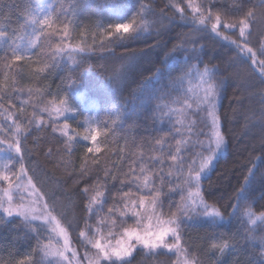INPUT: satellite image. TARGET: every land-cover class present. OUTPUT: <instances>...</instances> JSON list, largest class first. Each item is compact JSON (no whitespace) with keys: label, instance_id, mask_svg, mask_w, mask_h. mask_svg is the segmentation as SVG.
Here are the masks:
<instances>
[{"label":"trees","instance_id":"16d2710c","mask_svg":"<svg viewBox=\"0 0 264 264\" xmlns=\"http://www.w3.org/2000/svg\"><path fill=\"white\" fill-rule=\"evenodd\" d=\"M38 1L0 0V32L5 34L0 40V149L8 151L11 168L18 172L19 158L10 145L13 139L20 141L27 174L56 218L49 224L34 222L40 243L48 239L52 228L64 229L67 261L79 264L71 248L80 253L88 248L81 238L83 231L100 225L119 232L135 225L137 218L130 213L121 216L124 205L135 201L138 208L140 198L152 202L157 191V209L173 217V205L181 203V195L186 194L179 189L194 154V140L207 137L210 127L200 108L190 107V118L173 117V94L178 92L173 83L192 66L207 65L214 72L218 68L217 78L224 80L218 117L226 150L202 178L201 192L226 220L214 223L198 217L183 224L181 246L194 264H260L264 222L251 225L239 212L234 214V209L244 199L243 205L264 212V152L260 150L264 78L258 66L210 27L219 14L218 31L242 41L238 27L225 25L253 11L257 18L248 30L252 33L249 47L264 59L259 55L264 44V20L260 18L264 0H201V12L206 17L208 10L212 12L207 27L193 23L192 17L198 14L189 0H53L50 26L43 29L32 54L17 61L9 38L24 34ZM133 16L138 24H147L148 31L129 41L107 34L109 25L128 22ZM194 39L198 40L195 46ZM74 90L82 93V102L76 116L66 122L82 129L87 109L95 110L91 103L96 105L98 153H88L86 142L69 141L59 131L60 122L47 113L50 102L60 96L76 102ZM158 140L164 141L163 147ZM177 140L181 141L180 154L174 151ZM171 155H178L177 162L173 163ZM161 156L163 184L157 179L161 171L156 158ZM181 159L187 163L181 164ZM250 173L256 179L246 184V179L252 180ZM146 176L150 178L147 187ZM23 180L15 176L10 182L0 179V199L11 194L17 203L20 192L16 186ZM241 188L246 192L237 198ZM90 201H94L91 212L87 210ZM223 243L235 249L221 255L213 245ZM79 256L87 264L83 253ZM130 259L132 264H179L175 253L163 249L153 253L137 247ZM41 263L36 233L21 217L9 218L0 211V264Z\"/></svg>","mask_w":264,"mask_h":264},{"label":"snow or ice","instance_id":"6c2138e0","mask_svg":"<svg viewBox=\"0 0 264 264\" xmlns=\"http://www.w3.org/2000/svg\"><path fill=\"white\" fill-rule=\"evenodd\" d=\"M211 2V0H209ZM191 7V5H189ZM143 7V6H142ZM207 10V9H206ZM243 11V9H239ZM198 15L192 17L193 23L198 24L204 27H207L206 20H211L212 12L208 10L207 17L201 12L199 7L193 9ZM180 12L183 14V9H180ZM50 15L43 16L39 20L32 21L33 24L40 25V34L43 35V29L45 27L50 26ZM187 19V17H184ZM256 14L249 10L244 12L243 19H239L234 23H230L225 25V27L230 29H236L238 27L239 36L242 38V41L231 40L228 36L223 35L218 31L221 26V18L220 15H215L214 22L211 23L210 31L215 33L216 35L222 36V38L226 41H229L231 44L235 45L238 50V53L241 55L246 56L250 61L251 64L254 66L259 67V71L261 73L262 78H264V59H259L255 51H253L252 47H249L250 41L248 40V36H251L252 33L249 30L251 26V22L256 20ZM264 20V5H261V17ZM59 19V17H57ZM68 21L65 20V25H67ZM97 27H103L102 25H97ZM149 26L144 23H137L136 17L133 16L132 19L125 23H115L109 25V31L107 34L112 36L116 34L117 40H132L138 38V34H143L144 32L148 31ZM34 32L37 29H33ZM65 34H67V28L65 27ZM5 34L0 32V37H3ZM15 36V33L13 34ZM11 43L15 46L12 52V56L15 60L23 59L24 55L30 54V50L36 47V42L39 40V35L36 37V40L28 41L27 48L21 50L20 45L17 44L16 39H21L17 37L16 39L9 38ZM198 43V40L194 39L192 41L193 46ZM195 50V47H193ZM82 51V50H81ZM259 55L264 57V44H261L259 48ZM219 69L217 68L215 72L210 71L207 65L204 66V70L202 73L201 78L207 77L204 79V83L207 84V87L204 89V95L202 97V103L205 104V111L212 116V125L215 126L217 124V117L215 116V108L218 101V97L220 94V90L223 88L224 80L222 78H217V73ZM67 103L66 101L64 102ZM67 108L64 109H57V112H66ZM261 124L264 126V111L261 112ZM31 123V121H29ZM65 128L68 127L67 124L64 125ZM55 131V129H53ZM179 132V129H177ZM19 133V129H18ZM99 135L98 130L94 132L90 137L85 136L83 137L84 140L89 141L92 145H95L97 142V137ZM214 142L209 144L207 151L209 155L202 160V162L195 168H189L187 170V176L181 177L184 180V185L182 189H179L182 193H186V196L181 195V203L174 204L173 206L176 208L175 213H171L173 216L172 220L169 221H160L158 220V227L156 230H152V225L149 224L147 228L143 230L139 226V220L137 219V223L135 226L125 227L123 233L120 235V239L116 241L115 245H105L100 243L98 240L96 241H89L92 243L93 247L97 250L96 254L93 258L90 259L89 264H132V260L130 259L133 256V253L136 251L137 246H142L144 250H149L154 253L156 249H166L169 251L182 253L184 250L179 247L180 242V234L179 229L185 223H191L196 220L198 217H206L210 218L212 222H217L219 220H223V216L219 210H217L214 206L208 205L200 192V182L202 173L209 168V166L213 163L214 159L216 158V154L225 146L226 141L224 139L223 134L220 132L219 128H216L215 132L213 133ZM2 143V141H0ZM158 145L164 146L163 140H158L156 142ZM181 141L177 140L174 146V151L177 154L181 153ZM17 154L19 158V171L16 172L13 168L9 167L8 171L11 173V176H15L16 180L20 181L21 177L24 180L16 186V190L20 192H28L31 190V195L35 196L36 198L25 201L23 194L19 196V203H13V196L11 194H7L6 198L0 199V211H2L7 217L11 218L14 215L19 216L23 219L24 222L31 228L33 232L37 235V247L38 249L44 253L45 256H56V257H63L64 260H67V257L64 255V252L67 250V237L65 234L64 229H59V234L65 237V242L62 249H52L51 245H43L40 243L39 240V230L38 226L34 225L35 221H43L45 224H49L52 221H55L56 218L51 215L49 209L48 202L43 200V194L40 193L39 189L36 188L35 184L32 182V176L27 174V169L23 163V152L21 149V144L19 140L13 139L12 144L10 145ZM171 145L169 148L171 149ZM260 150L264 152V139L261 141V148ZM101 151L99 147L90 146L87 148L88 153H98ZM160 163V171L161 175L157 176V179L160 182L164 183V175L163 173V156L156 158ZM170 159L173 163L177 162L178 155H171ZM181 164L187 163V161L181 159ZM177 170L181 171L179 165H177ZM143 171V169H141ZM171 175V173H168ZM252 180L249 181L246 179V184H250L255 181L256 176L255 173H250ZM11 176L9 174H0V179L4 181H10ZM139 178L137 177V180ZM150 181L149 177L144 178V185L147 187ZM136 180H133L135 183ZM11 188V185H10ZM246 192L245 188H241L240 193H238L237 198L241 194ZM85 193H87V189H85ZM128 194L125 193V196ZM264 197V193L261 194ZM159 197V191L156 193V197L153 198V207H155V201ZM145 198H140V205H143ZM50 200L52 201L53 207L55 206L56 194L53 193L50 196ZM94 201L89 202L88 211L91 212V204ZM212 208V211H209V208ZM125 211L121 212V216H126L131 214L132 217L139 218L141 213L137 210V205L135 201H130L128 204L124 205ZM202 209V210H201ZM111 212L112 209H109ZM239 209H234V214H237ZM244 214L248 217L250 223L255 225L257 220H264V212H262L259 216L252 211L251 205H249L246 209ZM58 224V222H57ZM115 224V221H113ZM175 225V226H173ZM56 231L55 228L52 229ZM251 232V229H249ZM97 233H99V229H97ZM83 235V233H82ZM111 235V233H109ZM172 237V241L168 242V237ZM135 242V243H134ZM216 250L223 255L225 251H232L235 249V245H229L227 243H223L220 245H213ZM260 264H264V236L260 237ZM187 264V261L184 262Z\"/></svg>","mask_w":264,"mask_h":264},{"label":"rangeland","instance_id":"374dc122","mask_svg":"<svg viewBox=\"0 0 264 264\" xmlns=\"http://www.w3.org/2000/svg\"><path fill=\"white\" fill-rule=\"evenodd\" d=\"M200 1L201 0H189L188 3L191 5V9L193 10L196 7L200 8ZM52 5H53V0H39L35 7L33 8L30 19L28 21V28L24 32V34L20 35L19 37L21 39H16L17 44L20 45V49L23 50L27 48L28 41L30 40H36V37L39 35L40 36V25L39 24H33L32 21L34 20H39L43 16L50 15V22L52 19ZM194 12V11H193ZM196 13V12H195ZM125 23V22H124ZM37 29L36 32L33 31V29ZM227 28V27H226ZM4 37V36H3ZM0 37V40L2 41V38ZM39 41V40H38ZM36 42V45L38 43ZM12 44V43H11ZM14 46V45H13ZM15 47V46H14ZM35 48V47H34ZM30 50V54L24 55V56H29L32 54L33 49ZM14 49V48H13ZM210 71L214 72V67L208 66ZM204 70V66H199V65H194L191 68H189L186 72L182 73L181 77L179 80H175L173 83L174 88L178 91L177 93L173 94L174 97V104L172 106V113L173 117L177 119H182L183 117H189L191 116L190 110L191 108L197 109L200 108L203 112H205L208 122L210 124L209 130H208V135L207 137L201 139L200 141H195V148H194V154L192 157L191 162L186 164V168L184 171V176H187V170L189 168H195L198 167V165L202 162L204 158H206L209 155V152L207 151L209 144L214 142L213 138V133L215 132L216 128H219L220 132L221 131V125H220V120L218 117V105L220 101V95H221V90L220 94L218 97V101L216 104L215 108V116L218 118L217 119V124L215 126L212 125V116L209 115L207 111H205V104L202 103V97L204 95V89L207 87V84L204 83V79H207V77H204V79L201 78L202 73ZM74 94V98L76 102H73V100H70L66 96H60L52 102H50V105L47 109V113L55 120L59 121V131L61 134H63L69 141H83L89 144L90 146L93 147H98V138L97 137V142L95 145H92L89 141L84 140L83 137L85 136H91L94 132L98 130L97 126V121H96V105L91 103V107H93L95 110H89L87 109V113L85 115L84 120H82V129L79 130V128L71 127L66 120L70 118H74L77 114L78 111V106L81 104V97L82 93L79 91H72ZM67 102L66 104L64 102ZM191 107V108H190ZM67 108L66 112H57V109H64ZM67 124L68 127L65 128L64 125ZM99 132V130H98ZM225 139V138H224ZM226 141V140H225ZM226 150V144L225 146L216 154V158L214 159L213 163L209 166L208 169L204 173H202L201 180L202 178L210 171L211 167L213 166L215 160L222 155ZM11 167V159L9 157V153L6 150L0 149V174H9L11 176V173H9L8 169ZM11 181V180H10ZM9 181V182H10ZM183 187L184 185V180H183ZM201 182H200V192H201ZM23 194L25 201L31 200L36 198L35 196L31 195V190L28 192H23L22 190L20 191V195ZM202 194V192H201ZM186 196V194H185ZM244 197V194H242V198ZM204 199V198H203ZM244 200V199H243ZM243 200L239 202V204L236 206L235 209H239V214L243 215L246 217V219L249 221L248 217L244 214L245 209L248 207L246 205H243ZM204 201L210 205L205 199ZM19 203V199L17 201ZM15 203V204H17ZM216 208V207H215ZM217 209V208H216ZM137 210L141 213V216L137 218L139 220V226L143 230L144 228H147L149 224L152 225V230H156V228L159 226L157 221H169L172 220L173 217H165L163 216L160 211L157 209L156 205L153 207V203L147 200H144L143 205L138 206ZM202 210V209H201ZM218 210V209H217ZM209 211H212V208H209ZM253 211V210H252ZM256 216H259L261 213L253 211ZM223 216V215H222ZM203 217V216H201ZM206 218V217H204ZM207 219V218H206ZM210 219V218H209ZM226 220V218L223 216V220H219L217 222H221ZM264 222V220H257L256 224ZM137 223V221H136ZM250 223V221H249ZM251 224V223H250ZM255 224V225H256ZM136 225V224H135ZM133 225V226H135ZM252 225V224H251ZM175 226V225H173ZM56 231H53L51 229L50 231V236L48 239H41V244L43 245H51L52 249H62L63 248V243L65 242V238L63 235L59 234V229L54 227ZM97 229H99V233H97ZM124 228L121 229V231L116 232L113 229H110L108 226H100V225H95L92 226L90 230L83 231V235L81 233V238L87 244L86 246L88 247L87 249H82L81 253H83V260L89 264V261L91 258H93L96 254V249L93 247L92 243L89 241H96L98 240L100 243L109 245V242H111V245H115L116 241L120 239V235L123 233ZM111 233V235H109ZM180 234V233H179ZM62 238V239H61ZM68 241V239H67ZM172 241V237H168V242ZM135 243V242H134ZM141 247L142 246H137ZM179 247L182 248L181 246V241L179 242ZM163 249V248H161ZM183 249V248H182ZM159 250V249H156ZM154 250V251H156ZM166 250V249H163ZM72 255L75 256V260L79 263L82 264V260L79 254H81L78 250L75 248H71ZM149 252V250H146ZM171 253H175L178 256V263L179 264H184L185 261H187V264H194L193 260L186 254L185 251L182 253H177L173 251L166 250ZM64 255L65 252H64ZM40 256L42 259L41 264H69L67 260H64L63 257H56V256H45L43 252L40 251Z\"/></svg>","mask_w":264,"mask_h":264}]
</instances>
